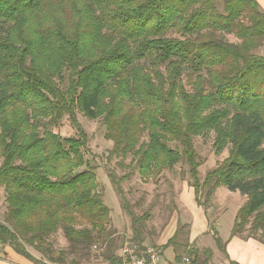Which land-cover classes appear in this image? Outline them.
<instances>
[{
  "label": "trees",
  "instance_id": "obj_1",
  "mask_svg": "<svg viewBox=\"0 0 264 264\" xmlns=\"http://www.w3.org/2000/svg\"><path fill=\"white\" fill-rule=\"evenodd\" d=\"M218 1L0 0V245L49 264L24 243L43 252L60 229L69 254L105 242L102 262L116 258L77 111L101 119L109 157L129 156L141 179L183 163L197 205L200 188L205 201L220 186L245 196L230 236L264 243V10L256 0ZM64 117L76 135L54 131ZM209 132L215 152L228 154L200 183L193 137ZM174 235L153 245L162 264L208 263L211 249L188 242L166 258Z\"/></svg>",
  "mask_w": 264,
  "mask_h": 264
},
{
  "label": "rangeland",
  "instance_id": "obj_2",
  "mask_svg": "<svg viewBox=\"0 0 264 264\" xmlns=\"http://www.w3.org/2000/svg\"><path fill=\"white\" fill-rule=\"evenodd\" d=\"M222 1H218L219 7ZM226 38L233 42L236 41L232 36ZM257 52L264 54V45ZM76 117L87 137L86 144L82 147L84 157L94 168L98 185L97 192L110 210V222L106 229L113 239L112 250L118 251L125 240H130L136 235L139 236L141 244L158 246L165 244L175 234L174 242L177 246L168 245L165 248L162 246L165 257L172 259L175 254L173 249L187 244L189 236L187 223L181 221L188 220L187 213L178 201V192L181 187L189 186L187 166L179 163L171 170H164L157 177L143 180L136 170L132 171V168L126 166L130 161L129 156L127 158L109 157L112 142L105 138V127L100 118L89 119L79 111L76 112ZM54 131L61 136L77 134L76 128L69 123L66 117ZM213 137L212 132L193 137V145L199 162L198 179L200 183L205 174L214 169L228 154L227 148L219 153L215 152ZM123 174L129 177L121 181L119 178ZM117 186L120 187L122 194L117 192ZM205 191V188H200L198 198L202 203V208L206 209L209 206L206 212V216L210 214L209 221L217 214L216 211L220 212L223 209L225 212L220 227L213 223L219 232L217 234L223 238L227 233L229 214L234 211V208L240 207L246 197L237 191H229L225 186H220L210 200L205 201ZM5 196L3 187H0V222H4L6 213ZM133 218L137 219L135 223ZM210 234L212 235L211 230ZM244 234L246 235V232ZM257 234L264 239L263 232ZM47 244L43 246V252L25 243L24 246L34 258L49 264H62V262L72 264L71 261L77 264L103 263L102 257L98 254L106 249L105 242H97L89 250L88 256L79 257L69 254L68 242L60 229L47 239ZM7 251L15 253L10 246L0 245V258L5 257ZM95 254H97L96 257ZM51 259L55 261L52 262Z\"/></svg>",
  "mask_w": 264,
  "mask_h": 264
},
{
  "label": "crops",
  "instance_id": "obj_3",
  "mask_svg": "<svg viewBox=\"0 0 264 264\" xmlns=\"http://www.w3.org/2000/svg\"><path fill=\"white\" fill-rule=\"evenodd\" d=\"M260 7L264 10V0H256ZM219 188V187H218ZM217 190V189H216ZM215 190V192H216ZM214 192V193H215ZM178 201L181 203L182 208L187 213L188 220H181L188 224L189 236L188 242L192 247L203 249L209 248L212 255L207 264H264V243L255 238H243L240 236H230L231 228L235 213L238 208L229 214L227 219L226 234L220 239L224 244L225 252L221 251L210 234L209 230V215L206 212L209 207L204 210L201 206L197 205L195 201L194 191L190 186L181 187L178 192ZM236 209V210H235ZM217 214L210 219L214 220L215 226L222 224V217L224 216L223 209L216 211ZM217 231V230H216ZM217 233H219L217 231ZM0 264H33L29 259L24 256L6 252V256L0 258Z\"/></svg>",
  "mask_w": 264,
  "mask_h": 264
},
{
  "label": "built area",
  "instance_id": "obj_4",
  "mask_svg": "<svg viewBox=\"0 0 264 264\" xmlns=\"http://www.w3.org/2000/svg\"><path fill=\"white\" fill-rule=\"evenodd\" d=\"M99 264H162L158 250L153 245L138 244L125 240L120 246L117 256L112 263ZM174 264H192L190 259L183 256Z\"/></svg>",
  "mask_w": 264,
  "mask_h": 264
}]
</instances>
